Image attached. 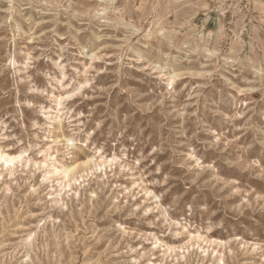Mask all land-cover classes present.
Instances as JSON below:
<instances>
[{"label":"rangeland","instance_id":"obj_1","mask_svg":"<svg viewBox=\"0 0 264 264\" xmlns=\"http://www.w3.org/2000/svg\"><path fill=\"white\" fill-rule=\"evenodd\" d=\"M0 264H264V0H0Z\"/></svg>","mask_w":264,"mask_h":264},{"label":"bare ground","instance_id":"obj_2","mask_svg":"<svg viewBox=\"0 0 264 264\" xmlns=\"http://www.w3.org/2000/svg\"><path fill=\"white\" fill-rule=\"evenodd\" d=\"M60 122V121H59ZM67 141H69V139H67ZM14 157H10V156H7V158H6V161H8V162H13L14 161ZM69 168H64L61 172H62V175H64V178H66V179H68L69 177H70V171L71 170H68ZM55 170H56V172H60L59 170H57L56 168H55ZM72 171H74L73 169H72Z\"/></svg>","mask_w":264,"mask_h":264}]
</instances>
